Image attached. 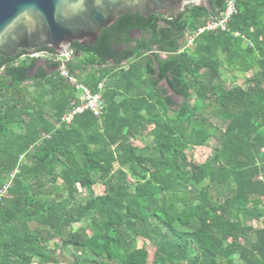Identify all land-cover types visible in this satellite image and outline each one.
I'll use <instances>...</instances> for the list:
<instances>
[{"label": "trees", "instance_id": "obj_1", "mask_svg": "<svg viewBox=\"0 0 264 264\" xmlns=\"http://www.w3.org/2000/svg\"><path fill=\"white\" fill-rule=\"evenodd\" d=\"M226 1L175 19L123 15L94 44L75 42L65 66L93 91L103 84L102 119L62 123L77 91L60 62L0 58V187L18 169L0 201V264H61L50 246L66 228L73 264H264L253 226L264 222V0H235L226 31L185 48ZM223 68L251 73L248 88L227 85ZM217 134L204 162L188 156ZM79 188L90 198L68 206L62 192L74 201Z\"/></svg>", "mask_w": 264, "mask_h": 264}, {"label": "water", "instance_id": "obj_2", "mask_svg": "<svg viewBox=\"0 0 264 264\" xmlns=\"http://www.w3.org/2000/svg\"><path fill=\"white\" fill-rule=\"evenodd\" d=\"M189 6L211 10L210 0H0V58L45 46L68 60L75 42L94 44L123 15L175 19Z\"/></svg>", "mask_w": 264, "mask_h": 264}, {"label": "built area", "instance_id": "obj_3", "mask_svg": "<svg viewBox=\"0 0 264 264\" xmlns=\"http://www.w3.org/2000/svg\"><path fill=\"white\" fill-rule=\"evenodd\" d=\"M236 13V1L227 0L226 10L219 17L211 19L205 26L201 27L195 33L190 35L187 39L185 48H192L196 37L205 31H226L230 18ZM73 54V50H70L68 60L65 55L57 56L55 53L49 52L38 53L35 56L37 58L43 56L45 59H48L52 62H60L62 65L59 69V76L65 79L77 91V101L72 103L69 111L62 117V123L70 124L76 115L83 114L85 112H91L98 119H102L105 115L106 109V103L103 98L104 86L103 84H99L97 91H93L75 75L70 73V71L66 68L65 63L72 58ZM31 151L33 152V149H31ZM24 157L25 155L20 157L19 163L24 161ZM17 171L18 169L16 168V170L8 176L7 181L0 187V201L6 199L9 196V190L13 186Z\"/></svg>", "mask_w": 264, "mask_h": 264}, {"label": "rangeland", "instance_id": "obj_4", "mask_svg": "<svg viewBox=\"0 0 264 264\" xmlns=\"http://www.w3.org/2000/svg\"><path fill=\"white\" fill-rule=\"evenodd\" d=\"M135 38L139 37L138 32H135L134 34ZM163 57H166L165 54H162ZM40 58H44L43 56H40ZM41 64V62H40ZM223 78L225 79V82L227 83V85H233V84H238V85H243L244 87L248 88V84L245 82V79L249 78L252 74L248 73L246 75L244 74H240L238 72H231L230 70L223 68ZM161 87H167L166 83L163 82L160 85ZM169 94L173 97V99L176 101L177 104L181 103L182 100L180 99V97L174 95L171 91H169ZM49 111V110H48ZM219 134H217L214 138H212L204 147H199V148H194L190 151H187L188 156L189 157H193L196 158L197 161L199 162H204L211 154V151L214 148H217L220 145L221 139L219 138ZM136 145L141 146L143 145L145 142L141 139L138 138V140L134 141ZM117 167V166H116ZM61 183V181L59 182ZM63 185V183H62ZM94 191L96 195H102L104 193V187L102 186L101 183H99L98 185H96L94 187ZM61 196H63V200L67 201L66 203L68 204V206H73V207H78L80 204L85 203V201L87 199L90 198L89 194L86 193L84 190H81V188H79L78 193L76 194V198L74 201H72L68 194L66 192H63L61 194ZM259 225H261L260 223H258V221L253 223V226L255 227H259ZM77 227V226H75ZM74 227V229H75ZM70 234V230L69 228H66L65 230L62 231V240L63 239H68ZM62 240H57L56 242H54V244H52L50 246V248L52 249V254L56 255V257H58L59 261L61 264H73L74 260L72 257L73 252L75 251L72 247H64L62 244ZM249 240L250 242L255 240V235L251 234L249 236ZM136 245L138 247H141L143 245V242L141 240H137ZM64 247V248H63ZM148 250L150 253V260H152L153 258V253H154V247L150 244H148ZM237 256H234V259ZM237 260V259H235ZM237 264H243V262L237 260L236 262Z\"/></svg>", "mask_w": 264, "mask_h": 264}, {"label": "crops", "instance_id": "obj_5", "mask_svg": "<svg viewBox=\"0 0 264 264\" xmlns=\"http://www.w3.org/2000/svg\"><path fill=\"white\" fill-rule=\"evenodd\" d=\"M138 34H139V36H140V33L138 32ZM163 57V56H162ZM163 58H165V57H163ZM24 161H25V163H27L26 165H28V166H30L31 165V163L24 157ZM23 161V162H24ZM61 181V183H59ZM62 183H63V185H62ZM57 185L59 186V187H61L62 189H65L66 188V185H65V183L62 181V180H58V182H57ZM48 187H50V186H48ZM64 192H66V191H64ZM63 193V192H62ZM67 193V192H66ZM258 223H260L261 225H259V229L260 228H263V226H264V222L263 221H258ZM31 226H33V227H31V228H36V224L35 223H31ZM57 241V240H56ZM55 240L54 241H52V242H56ZM50 252H51V254H52V249L50 248ZM53 255V254H52ZM243 264H245V263H243Z\"/></svg>", "mask_w": 264, "mask_h": 264}, {"label": "flooded vegetation", "instance_id": "obj_6", "mask_svg": "<svg viewBox=\"0 0 264 264\" xmlns=\"http://www.w3.org/2000/svg\"><path fill=\"white\" fill-rule=\"evenodd\" d=\"M46 50H45V46H41L37 50V53H42V51H46ZM19 53H25V51H19ZM40 62H41V64H40ZM45 63H46V59L45 58H40V57L38 58V65H44Z\"/></svg>", "mask_w": 264, "mask_h": 264}]
</instances>
